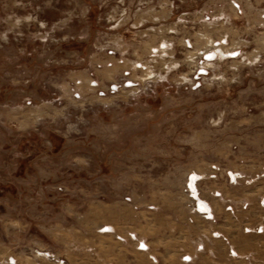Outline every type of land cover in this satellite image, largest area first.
<instances>
[{
    "label": "rangeland",
    "instance_id": "1",
    "mask_svg": "<svg viewBox=\"0 0 264 264\" xmlns=\"http://www.w3.org/2000/svg\"><path fill=\"white\" fill-rule=\"evenodd\" d=\"M262 9L0 0V264H264ZM223 36L199 91L89 87L162 41L176 81Z\"/></svg>",
    "mask_w": 264,
    "mask_h": 264
},
{
    "label": "built area",
    "instance_id": "2",
    "mask_svg": "<svg viewBox=\"0 0 264 264\" xmlns=\"http://www.w3.org/2000/svg\"><path fill=\"white\" fill-rule=\"evenodd\" d=\"M233 8H238V4L232 2ZM258 28L264 31V10L258 13ZM227 37L216 38L206 48L196 49L189 39L182 41L183 48L193 54L185 61L188 65L187 72L176 75L177 80H170V55L172 42L162 41L157 46L151 47L146 59H133L130 66L121 68L107 84L99 80H91L89 87L99 94L100 97L119 95L122 92H129V96H148L155 92L157 86L168 88L169 83L175 87L183 88L185 91H199L206 79H210L211 67L219 60H232L240 57L239 48L232 49L229 46ZM110 55L112 51L108 52ZM167 59V60H166ZM120 59L119 61H122ZM159 65V66H156ZM181 65L177 64L178 68ZM159 67V68H157ZM159 83V84H158ZM176 83V84H175Z\"/></svg>",
    "mask_w": 264,
    "mask_h": 264
},
{
    "label": "trees",
    "instance_id": "3",
    "mask_svg": "<svg viewBox=\"0 0 264 264\" xmlns=\"http://www.w3.org/2000/svg\"><path fill=\"white\" fill-rule=\"evenodd\" d=\"M53 144H52V150L53 151H56L57 149H59V143H57V142H52Z\"/></svg>",
    "mask_w": 264,
    "mask_h": 264
}]
</instances>
